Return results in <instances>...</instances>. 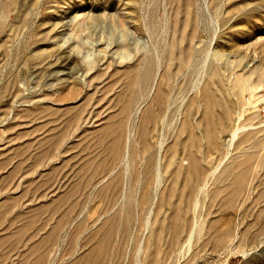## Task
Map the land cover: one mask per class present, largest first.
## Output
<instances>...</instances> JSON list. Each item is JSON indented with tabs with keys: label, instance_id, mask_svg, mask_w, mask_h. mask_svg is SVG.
<instances>
[{
	"label": "rangeland",
	"instance_id": "1",
	"mask_svg": "<svg viewBox=\"0 0 264 264\" xmlns=\"http://www.w3.org/2000/svg\"><path fill=\"white\" fill-rule=\"evenodd\" d=\"M0 264H264V0H0Z\"/></svg>",
	"mask_w": 264,
	"mask_h": 264
},
{
	"label": "bare ground",
	"instance_id": "2",
	"mask_svg": "<svg viewBox=\"0 0 264 264\" xmlns=\"http://www.w3.org/2000/svg\"><path fill=\"white\" fill-rule=\"evenodd\" d=\"M238 85H239V87H242V86H244V85H246V81H244V80H239L238 81ZM252 90H254V89H252ZM250 109H253V110H255V108H256V106L254 105V104H251L250 106H248ZM247 107V108H248ZM255 111H257V110H255ZM257 113H258V111H257ZM145 118V117H144ZM158 118V117H157ZM163 119V118H162ZM240 120V119H239ZM238 120V121H239ZM162 121V120H161ZM164 121H162V123H163ZM239 122H241V121H239ZM243 122V121H242ZM157 123V122H156ZM164 124V123H163ZM248 125V124H247ZM246 124L245 125H241L240 123H238L234 128H232V131H231V134H230V138H229V140H228V144H227V149H231V148H233L234 147V145H235V142L238 140V139H240V137L245 133V134H247V132L249 131V130H252V132H253V130L254 129H256V128H253V125H250V127L249 126H247ZM156 126V125H155ZM156 129V128H155ZM255 131V130H254ZM245 136V135H244ZM243 136V137H244ZM247 136V135H246ZM160 137V136H159ZM159 137H158V140H159ZM163 138H164V136L162 137V139H160L159 141L157 140V142H156V150H157V156L155 157L157 160H156V164H155V167H154V169H155V171H156V178H155V186L157 187V186H159V184H160V181H161V178H160V173H161V169H160V166L158 165V162H159V164H161V162L159 161V160H161L160 159V153H161V150H162V146H163V143H164V141H163ZM128 140L130 141V136L128 137ZM147 140V139H146ZM128 142V141H127ZM148 143V142H147ZM145 147L146 148H148V146H147V144L145 143ZM127 147H128V144H127ZM130 154H129V147L127 148V150L125 151V153H124V161H125V163H126V165H127V168L129 167V165H130V163H129V159H130V156H129ZM228 155H229V153H227V155H226V157L224 158V160H226L227 158H228ZM153 158H154V156H152ZM151 159V158H150ZM152 160V159H151ZM224 160L222 161V162H224ZM149 162V161H148ZM222 162L221 163H219V165L213 170V171H211V173L209 174V176L207 177V179L203 182V184L200 186V188H199V191H198V195H199V193H200V195H202V194H204V193H206V191H207V188H208V186H209V182H210V180L216 175V173H217V171L219 170V167L221 166V164H222ZM150 164H151V161H150ZM148 167H150V165L148 166ZM146 168V167H145ZM150 168H148L147 170H149ZM153 169V170H154ZM148 173V172H147ZM147 226V225H146ZM190 239H191V235L189 236V241H190Z\"/></svg>",
	"mask_w": 264,
	"mask_h": 264
}]
</instances>
